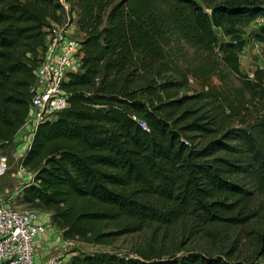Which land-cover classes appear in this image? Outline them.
Wrapping results in <instances>:
<instances>
[{
  "label": "trees",
  "instance_id": "1",
  "mask_svg": "<svg viewBox=\"0 0 264 264\" xmlns=\"http://www.w3.org/2000/svg\"><path fill=\"white\" fill-rule=\"evenodd\" d=\"M81 68L68 108L20 159L23 203L67 241L109 246L147 225L251 220L264 193V69L240 70V27L264 0H75ZM59 0H0V149L26 121ZM194 84L199 90H193ZM254 113V114H253ZM256 191V192H253ZM258 256H264V237ZM67 264H264L230 254H75Z\"/></svg>",
  "mask_w": 264,
  "mask_h": 264
},
{
  "label": "rangeland",
  "instance_id": "2",
  "mask_svg": "<svg viewBox=\"0 0 264 264\" xmlns=\"http://www.w3.org/2000/svg\"><path fill=\"white\" fill-rule=\"evenodd\" d=\"M68 1L69 15L63 21H73V3ZM245 47L239 53L240 70L252 78L256 69H264V16H258L240 27ZM193 90H199L192 84ZM254 114V113H253ZM23 149L12 146L5 151L8 157V170L0 179V199L16 195L21 188L33 179V173L19 170ZM256 192V191H253ZM32 208L29 205H24ZM252 217L244 225L222 223L210 230L180 221L168 226L147 225L134 234L121 235L109 246L89 245L78 241L71 246L76 254L108 253L120 257L133 258L140 253L169 254L181 256L187 252L230 254L245 260L257 259L264 262V256H258L261 239L264 237V193H255ZM40 213H45L39 211ZM50 214L46 213V215ZM47 215V217H48ZM51 221V219H50ZM54 226V225H53ZM55 231L59 230L55 227Z\"/></svg>",
  "mask_w": 264,
  "mask_h": 264
},
{
  "label": "built area",
  "instance_id": "3",
  "mask_svg": "<svg viewBox=\"0 0 264 264\" xmlns=\"http://www.w3.org/2000/svg\"><path fill=\"white\" fill-rule=\"evenodd\" d=\"M48 23L44 48L38 57L40 62L33 71V97L25 121L32 135L39 124L52 122L68 108L63 84L81 68L82 35L76 22ZM7 170L8 157L0 149V179ZM19 170L27 172L20 165ZM28 174L31 175L30 172ZM24 205L21 190L16 195L0 199V264H37L38 237L55 229L48 214L47 217L46 213ZM47 264H54V260Z\"/></svg>",
  "mask_w": 264,
  "mask_h": 264
},
{
  "label": "crops",
  "instance_id": "4",
  "mask_svg": "<svg viewBox=\"0 0 264 264\" xmlns=\"http://www.w3.org/2000/svg\"><path fill=\"white\" fill-rule=\"evenodd\" d=\"M59 2L64 8V18L68 17V1L59 0ZM74 4L75 1L73 3L74 10L71 14L73 20L76 22L78 11ZM32 137L33 135L26 125L21 130H19L15 136L12 146L25 148L23 149L21 158L30 147ZM24 186L21 188V191L25 188ZM74 243L75 241L64 240L62 238L61 232L59 231V233H57L55 229L38 237L36 242L37 264H47V262H50L51 260H54V264H67L71 257L76 254V251H74L71 247Z\"/></svg>",
  "mask_w": 264,
  "mask_h": 264
}]
</instances>
